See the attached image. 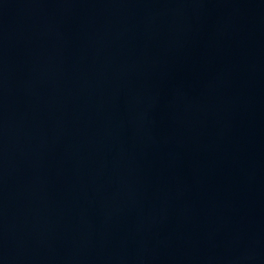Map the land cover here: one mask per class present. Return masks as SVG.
<instances>
[{
  "label": "water",
  "instance_id": "1",
  "mask_svg": "<svg viewBox=\"0 0 264 264\" xmlns=\"http://www.w3.org/2000/svg\"><path fill=\"white\" fill-rule=\"evenodd\" d=\"M0 264H264V0H0Z\"/></svg>",
  "mask_w": 264,
  "mask_h": 264
}]
</instances>
